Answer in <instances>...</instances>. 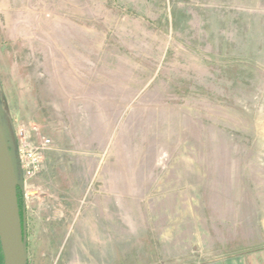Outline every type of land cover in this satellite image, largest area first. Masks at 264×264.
Wrapping results in <instances>:
<instances>
[{
  "label": "rangeland",
  "instance_id": "1",
  "mask_svg": "<svg viewBox=\"0 0 264 264\" xmlns=\"http://www.w3.org/2000/svg\"><path fill=\"white\" fill-rule=\"evenodd\" d=\"M0 123L51 140L27 264L264 246V0H0Z\"/></svg>",
  "mask_w": 264,
  "mask_h": 264
},
{
  "label": "water",
  "instance_id": "2",
  "mask_svg": "<svg viewBox=\"0 0 264 264\" xmlns=\"http://www.w3.org/2000/svg\"><path fill=\"white\" fill-rule=\"evenodd\" d=\"M13 153L0 123V242L5 264H27L26 224L18 198Z\"/></svg>",
  "mask_w": 264,
  "mask_h": 264
},
{
  "label": "built area",
  "instance_id": "3",
  "mask_svg": "<svg viewBox=\"0 0 264 264\" xmlns=\"http://www.w3.org/2000/svg\"><path fill=\"white\" fill-rule=\"evenodd\" d=\"M29 134V130L25 126L19 128L20 143L16 147L15 155H13L16 175H18V180L19 176L22 179V181L20 179L19 184L27 182L29 178L40 172L43 164V151L51 143L49 138H45L40 144H35L28 140Z\"/></svg>",
  "mask_w": 264,
  "mask_h": 264
},
{
  "label": "crops",
  "instance_id": "4",
  "mask_svg": "<svg viewBox=\"0 0 264 264\" xmlns=\"http://www.w3.org/2000/svg\"><path fill=\"white\" fill-rule=\"evenodd\" d=\"M204 264H264V246L253 250L241 251L221 260H214Z\"/></svg>",
  "mask_w": 264,
  "mask_h": 264
},
{
  "label": "trees",
  "instance_id": "5",
  "mask_svg": "<svg viewBox=\"0 0 264 264\" xmlns=\"http://www.w3.org/2000/svg\"><path fill=\"white\" fill-rule=\"evenodd\" d=\"M18 198H19L18 201H19V205H20V209H21V201H20V200H21V196H20V191H19V189H18ZM21 213H22V209H21ZM21 213H20V214H21ZM0 241H1V240H0ZM0 245H1V242H0ZM1 247H2V245L0 246V249H1Z\"/></svg>",
  "mask_w": 264,
  "mask_h": 264
}]
</instances>
